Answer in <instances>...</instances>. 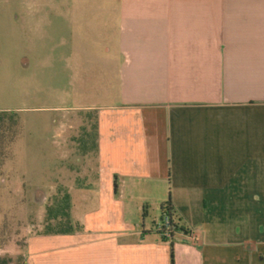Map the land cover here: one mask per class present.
Returning <instances> with one entry per match:
<instances>
[{
    "label": "crops",
    "instance_id": "1",
    "mask_svg": "<svg viewBox=\"0 0 264 264\" xmlns=\"http://www.w3.org/2000/svg\"><path fill=\"white\" fill-rule=\"evenodd\" d=\"M128 2L144 17L124 16L120 102L92 107L96 164L71 200L74 229L32 231L0 259L264 264V0ZM112 84L94 93L109 100ZM168 198L164 240L143 203Z\"/></svg>",
    "mask_w": 264,
    "mask_h": 264
},
{
    "label": "rangeland",
    "instance_id": "2",
    "mask_svg": "<svg viewBox=\"0 0 264 264\" xmlns=\"http://www.w3.org/2000/svg\"><path fill=\"white\" fill-rule=\"evenodd\" d=\"M128 4L0 0V115H14L0 122V244L9 249L32 231L58 230L57 221L66 219H53L49 209L65 206L66 195L71 204L84 173L94 172L98 114L92 107L120 102L124 16L138 23L144 17L141 5ZM108 77L109 100L94 93ZM52 152L57 157H44ZM143 205L148 222H160L161 203Z\"/></svg>",
    "mask_w": 264,
    "mask_h": 264
},
{
    "label": "trees",
    "instance_id": "3",
    "mask_svg": "<svg viewBox=\"0 0 264 264\" xmlns=\"http://www.w3.org/2000/svg\"><path fill=\"white\" fill-rule=\"evenodd\" d=\"M14 115H8L7 116V111L6 112H1V115H0V122H2L5 117H9V118H12L14 120ZM96 129L98 128V123L96 124ZM96 136H97V133H96ZM95 147H96V143H95ZM70 197V195H66L65 197V202H66V205L63 206V204L59 203L58 204V207L56 210H52V209H49V215L51 214V212H54L55 213V217H52L53 219H59V214L62 215L63 217H65V221H63L62 218H60L58 221H57V226L59 227L58 230H50L48 231L51 227H48L47 228V232L46 233H52V232H55V233H59V232H70L74 229V225L70 219V208H71V204H70V200H68ZM162 208V214L163 213H167L170 215L171 219H172V203H171V200L170 198H168L161 206ZM49 220H52L51 218ZM173 221V220H172ZM163 237V236H162ZM164 240H168L166 238L163 237ZM173 256V254H172ZM10 262L9 259L7 258H4V259H0V264H8Z\"/></svg>",
    "mask_w": 264,
    "mask_h": 264
},
{
    "label": "built area",
    "instance_id": "4",
    "mask_svg": "<svg viewBox=\"0 0 264 264\" xmlns=\"http://www.w3.org/2000/svg\"><path fill=\"white\" fill-rule=\"evenodd\" d=\"M158 230L160 234L170 240L173 236V229H174V222L172 221L171 217L167 213H163L160 219V222H158Z\"/></svg>",
    "mask_w": 264,
    "mask_h": 264
}]
</instances>
